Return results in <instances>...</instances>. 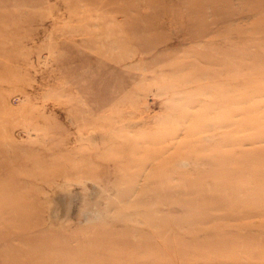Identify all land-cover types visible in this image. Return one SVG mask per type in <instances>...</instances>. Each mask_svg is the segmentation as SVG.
Instances as JSON below:
<instances>
[{
    "label": "rangeland",
    "instance_id": "rangeland-1",
    "mask_svg": "<svg viewBox=\"0 0 264 264\" xmlns=\"http://www.w3.org/2000/svg\"><path fill=\"white\" fill-rule=\"evenodd\" d=\"M0 264H264V0H0Z\"/></svg>",
    "mask_w": 264,
    "mask_h": 264
},
{
    "label": "water",
    "instance_id": "water-1",
    "mask_svg": "<svg viewBox=\"0 0 264 264\" xmlns=\"http://www.w3.org/2000/svg\"><path fill=\"white\" fill-rule=\"evenodd\" d=\"M53 213H54V210L52 209Z\"/></svg>",
    "mask_w": 264,
    "mask_h": 264
}]
</instances>
